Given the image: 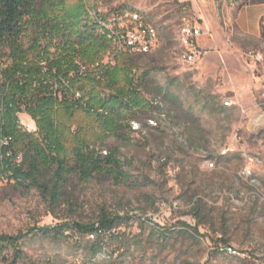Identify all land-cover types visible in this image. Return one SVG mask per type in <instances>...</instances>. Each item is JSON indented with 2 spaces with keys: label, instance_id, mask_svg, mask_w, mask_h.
Returning a JSON list of instances; mask_svg holds the SVG:
<instances>
[{
  "label": "rangeland",
  "instance_id": "1",
  "mask_svg": "<svg viewBox=\"0 0 264 264\" xmlns=\"http://www.w3.org/2000/svg\"><path fill=\"white\" fill-rule=\"evenodd\" d=\"M204 1L228 51L243 57L239 75L183 62L182 19L198 20L190 0H92L102 17L136 12L155 28L152 52L130 57L144 99L161 105L106 139L103 148L123 164L121 179L83 181L72 172L53 206L38 189L0 178V234L29 233L28 264H264V41L224 23L228 0ZM230 1L234 13L245 0ZM110 59L108 51L102 61ZM18 117L33 129L27 114ZM103 212L121 216L120 227L99 237L76 227ZM38 228H54L52 237L30 233Z\"/></svg>",
  "mask_w": 264,
  "mask_h": 264
},
{
  "label": "trees",
  "instance_id": "2",
  "mask_svg": "<svg viewBox=\"0 0 264 264\" xmlns=\"http://www.w3.org/2000/svg\"><path fill=\"white\" fill-rule=\"evenodd\" d=\"M262 3L245 0L239 7ZM90 10H96L92 0H0V58L8 62L0 66V178L38 189L53 206L63 201L72 172L83 181L121 179L123 164L103 148L106 139L130 127L141 110L159 106L156 98L144 99L131 54L103 63L111 44ZM20 113L34 121L35 132L22 128ZM121 220L103 212L95 223L76 227L99 237ZM52 230L30 233L52 237ZM27 235L0 234V264H28Z\"/></svg>",
  "mask_w": 264,
  "mask_h": 264
},
{
  "label": "crops",
  "instance_id": "3",
  "mask_svg": "<svg viewBox=\"0 0 264 264\" xmlns=\"http://www.w3.org/2000/svg\"><path fill=\"white\" fill-rule=\"evenodd\" d=\"M199 6L197 0H190L191 7L198 17V24L201 30L206 33L195 40L198 56L192 66L200 70L220 69L222 73L232 72L239 75L241 69L246 68L243 57L239 53L229 52L228 43L224 40L223 30L218 21V14L210 4ZM211 7V8H210ZM223 20L232 27L233 32L245 38L264 41V3L255 5H244L234 13L229 8L222 9ZM251 17V19H250ZM234 59V63L230 60ZM30 127L34 123L27 117Z\"/></svg>",
  "mask_w": 264,
  "mask_h": 264
},
{
  "label": "built area",
  "instance_id": "4",
  "mask_svg": "<svg viewBox=\"0 0 264 264\" xmlns=\"http://www.w3.org/2000/svg\"><path fill=\"white\" fill-rule=\"evenodd\" d=\"M226 2L228 3L227 8L230 10H234L237 6L234 1H224V4ZM90 16L99 24L101 32L111 44V61L106 62V64L113 63L114 57L119 53L143 56L152 52L156 42L157 32L151 25L146 24L138 13L115 11L108 18H105L96 10H90ZM224 23L227 24L226 22ZM202 35H206V33L201 30L197 20L182 19L180 39L186 49L182 56L184 63L190 66L195 64L196 57L198 56L195 40ZM154 104L161 105L158 99L154 100ZM28 118L34 123L29 116ZM150 124L153 125L154 122L150 121ZM28 131L35 132L36 127ZM1 143L7 145L8 140L3 138L1 139ZM227 250L230 253L233 252L231 248H227Z\"/></svg>",
  "mask_w": 264,
  "mask_h": 264
}]
</instances>
